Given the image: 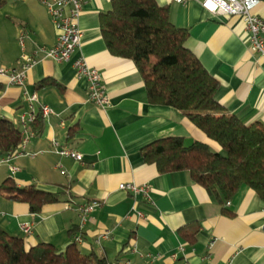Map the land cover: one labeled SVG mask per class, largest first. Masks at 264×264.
<instances>
[{
    "label": "crops",
    "instance_id": "crops-1",
    "mask_svg": "<svg viewBox=\"0 0 264 264\" xmlns=\"http://www.w3.org/2000/svg\"><path fill=\"white\" fill-rule=\"evenodd\" d=\"M4 1L0 62L18 67L24 52L53 46L57 30L43 0ZM156 1L169 8L176 26L189 30L186 46L219 82L218 102L244 123L264 125V56L250 49L242 17L211 13L202 0ZM111 10L112 0L85 1L82 44L69 61L41 53L23 87L0 76V119L19 125L33 94L36 111L42 105L52 110L43 118L42 132H34L19 154L0 164V187L11 179L19 187L61 192L59 201L37 214L28 203L0 192V225L28 247L50 242L64 251L80 235L81 251L108 264H264V198L256 190L243 186L221 203L187 171L161 173L145 160L146 146L169 137L222 148L181 110L148 101L135 63L113 55L103 37L101 17ZM253 13L264 18V1ZM79 55L101 72L107 107L89 100L88 80L73 65ZM55 142L82 153L83 160L57 153ZM128 182L149 184V196L120 189ZM93 202L97 206L81 225L83 207ZM196 222L200 229L191 243L180 229ZM25 224L32 225L31 233L23 230Z\"/></svg>",
    "mask_w": 264,
    "mask_h": 264
},
{
    "label": "trees",
    "instance_id": "trees-1",
    "mask_svg": "<svg viewBox=\"0 0 264 264\" xmlns=\"http://www.w3.org/2000/svg\"><path fill=\"white\" fill-rule=\"evenodd\" d=\"M4 3L0 0V7ZM101 28L110 52L137 66L150 103L181 110L222 148L217 151L203 141L187 145L183 137H169L146 146L145 160L156 164L161 173L187 171L221 203L231 200L243 186H250L264 198V125L246 124L218 102L219 82L186 46L189 30L171 21L169 8L156 0H112V10L102 14ZM43 125L38 114L32 129L38 134ZM22 134L20 125L0 119V156L18 150ZM0 192L11 200L28 203L35 214L61 196V192L32 185L19 187L11 179L1 185ZM199 229L196 222L182 227L180 233L192 243ZM0 264L108 263L94 252L84 254L76 241L64 251L50 242L28 247L23 238L0 225Z\"/></svg>",
    "mask_w": 264,
    "mask_h": 264
},
{
    "label": "built area",
    "instance_id": "built-area-1",
    "mask_svg": "<svg viewBox=\"0 0 264 264\" xmlns=\"http://www.w3.org/2000/svg\"><path fill=\"white\" fill-rule=\"evenodd\" d=\"M86 0H43L47 11L51 17L54 27L57 30V41L51 47L42 46L33 54L24 52L20 59L18 67L5 66L0 62V76L8 79L10 85L23 87L27 80L28 71L37 63L39 55L42 53L44 56L54 59L58 62H66L72 59L73 55L80 49L82 44V30L79 26V18L83 12L84 3ZM179 3H185L186 0H175ZM218 7L215 11L206 7V0H202V5L211 13L239 15L245 23L247 33V41L252 51L260 53L264 56V18L253 13V9L257 7L261 0H216ZM21 44L24 45V40L21 38ZM73 65L79 77H85L89 83V100L96 105L105 108L109 104V95L103 83L101 72L89 64L86 57L79 55L74 59ZM30 98V110L24 112L19 120V125L23 131V138L19 148L24 147L29 139L34 136L32 130V123L37 115H42L46 118L51 112L48 105H42L41 111H36L34 102L38 101L36 94ZM55 151L61 155L72 157L76 160L82 161V153L61 146L55 142ZM19 154L17 150L11 154L0 157V164L8 161L13 156ZM16 169V167H13ZM120 189H125L133 192L134 194H144L149 196L151 187L149 184L138 185L134 182L122 183L119 185ZM229 203V202H228ZM96 202L83 207L81 214L82 222L84 224L88 214H90L95 207ZM69 208V205H67ZM1 214V213H0ZM143 217V214L140 213ZM26 233L32 232V225L25 224L22 226ZM262 230L264 231V220L262 223ZM75 241L81 242L82 237L75 235ZM126 264V263H117Z\"/></svg>",
    "mask_w": 264,
    "mask_h": 264
},
{
    "label": "clouds",
    "instance_id": "clouds-1",
    "mask_svg": "<svg viewBox=\"0 0 264 264\" xmlns=\"http://www.w3.org/2000/svg\"><path fill=\"white\" fill-rule=\"evenodd\" d=\"M206 7L215 11L218 7V3L216 2V0H206Z\"/></svg>",
    "mask_w": 264,
    "mask_h": 264
},
{
    "label": "rangeland",
    "instance_id": "rangeland-1",
    "mask_svg": "<svg viewBox=\"0 0 264 264\" xmlns=\"http://www.w3.org/2000/svg\"><path fill=\"white\" fill-rule=\"evenodd\" d=\"M5 9H8V8L5 7Z\"/></svg>",
    "mask_w": 264,
    "mask_h": 264
}]
</instances>
